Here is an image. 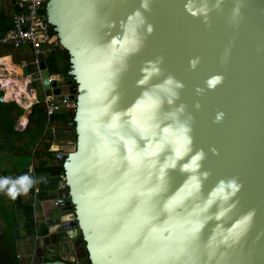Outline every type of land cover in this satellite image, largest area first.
<instances>
[{"label": "water", "instance_id": "obj_1", "mask_svg": "<svg viewBox=\"0 0 264 264\" xmlns=\"http://www.w3.org/2000/svg\"><path fill=\"white\" fill-rule=\"evenodd\" d=\"M44 6L76 136L49 234L89 264H264V0Z\"/></svg>", "mask_w": 264, "mask_h": 264}, {"label": "trees", "instance_id": "obj_2", "mask_svg": "<svg viewBox=\"0 0 264 264\" xmlns=\"http://www.w3.org/2000/svg\"><path fill=\"white\" fill-rule=\"evenodd\" d=\"M19 0H0V39L13 26V17L19 13L17 2ZM45 6L42 15L45 14ZM49 34L55 37L53 27L49 26ZM55 45V43H54ZM55 50L49 51L41 59L50 76H60L70 79L67 76L69 70V56L67 51L60 50L57 44ZM11 56L14 65H24L28 74L32 76L33 88L41 84L37 79V70L34 64V51L30 45L14 47L11 42H0V58ZM36 79V80H35ZM41 89V86H40ZM37 92V101L30 107L27 117V124L23 131H17L15 124L18 118L24 115V110L14 102H0V177H18L25 173H31L28 167L32 165L34 177H43V182L34 186L26 195L11 200L3 193H0V264H20L16 258V246L20 240L19 231L22 236L32 234L33 216L32 202L35 187H38V201H47L54 198L58 190L59 182L63 180V161L56 160L57 152L63 153L58 148L61 142V128L68 125L73 137L72 144L75 150L76 136L74 133L73 115L68 110H63L47 117L46 105L44 103V91ZM4 93L0 90V98ZM56 124L61 127H56ZM61 132V134H60ZM70 137V139H71ZM73 150V151H74ZM72 152V151H70ZM69 153H63L64 156ZM20 215V216H19ZM47 231L42 232L45 236ZM85 256L86 250L82 248ZM53 260H60L59 257ZM50 261V260H48ZM47 262V261H45Z\"/></svg>", "mask_w": 264, "mask_h": 264}, {"label": "built area", "instance_id": "obj_3", "mask_svg": "<svg viewBox=\"0 0 264 264\" xmlns=\"http://www.w3.org/2000/svg\"><path fill=\"white\" fill-rule=\"evenodd\" d=\"M47 0H19L17 7L19 13L13 18V26L6 33V35L0 40L1 43L11 42L14 47L22 45H30L34 51V64L37 70V78H40V63L41 56L44 48L47 51L55 50V37H51L49 34V25L46 23L44 14L42 15V9ZM30 77V76H28ZM49 81H52L55 76L49 75ZM28 85L31 86V79L27 80ZM32 90V89H31ZM47 110L48 119L58 111L67 110V102L63 96L59 99V104L54 101L52 97H46L44 101ZM25 125H21L19 129H24ZM21 131V130H20ZM29 171L33 173L32 166L28 167ZM39 193L38 187H35L33 197L35 198ZM33 210L35 206L33 205ZM39 232L37 231L34 235V250L33 256L35 255L37 246L39 244ZM31 257V261L33 259Z\"/></svg>", "mask_w": 264, "mask_h": 264}, {"label": "rangeland", "instance_id": "obj_4", "mask_svg": "<svg viewBox=\"0 0 264 264\" xmlns=\"http://www.w3.org/2000/svg\"><path fill=\"white\" fill-rule=\"evenodd\" d=\"M55 45H56V47H57V42H55ZM22 73V72H21ZM6 74V73H5ZM7 75V74H6ZM5 76V75H4ZM30 77H27L26 78V80H30L31 79V82H32V80H33V78H32V76L31 75H29ZM20 77H21V75H20ZM56 78H58V77H56ZM24 80H25V78H23ZM36 79L40 82V79H38L37 77H36ZM35 79V80H36ZM68 79H65V81H67ZM31 84V83H30ZM37 84V86L36 87H34V89H33V86H32V84H31V86L29 85V88L30 89H33V90H35V92H36V94H37V92H39V93H42V91H41V89L43 90V88H42V86H41V84L39 85L38 83H36ZM40 86H41V89H40ZM28 88V89H29ZM66 90L67 89H65L64 87L62 88V91H64V92H66ZM63 92V93H64ZM47 96H44V101H45V98H46ZM38 98L36 97V100H37ZM60 99V98H59ZM6 101V100H5ZM10 101V100H9ZM54 101L57 103V104H59V101H57V100H55L54 99ZM16 105H18L20 108H22V109H24V107H23V105L22 104H18L16 101L14 102ZM25 110V109H24ZM26 111V110H25ZM26 112H29V110L28 111H26ZM26 112H24V114H26ZM58 112H62V111H58ZM57 112V113H58ZM56 127H61V126H58L57 124H56ZM61 128H64V129H68V130H66V132L65 131H62V134H61V132H60V134H61V142H58V148H60V149H63V153H65V152H70V151H73L74 150V147H73V144L71 143L72 142V139H73V137H71V135H70V132H71V129L68 127V125H64L63 127H61ZM16 130H22V129H18V127H16L15 128ZM70 137H71V139H70ZM58 153V152H57ZM61 153V152H60ZM30 166H32V165H30ZM29 170V169H28ZM32 173V172H31ZM58 191V190H57ZM57 191H55V193H54V198H56V196H57ZM39 198V197H38ZM39 199H37V201H36V203H37V209H36V213H34V216L35 217H37V220L38 221H41V222H43V220H44V216H43V213L44 214H46V213H48L49 214V216H51V215H54L58 210H59V208H56V207H54L53 206V203H54V200L53 199H51V200H48V201H38ZM20 216V215H19ZM38 225V224H37ZM19 236H20V242H21V240H22V238H24L22 235H21V232L19 231ZM44 239H45V237H42L41 235H39V248L40 249H45V246H44ZM31 246V245H30ZM49 248V247H48ZM50 249H53L56 253V255H58V257H60L62 260H64V261H67V262H70V263H72V264H87L86 263V260H85V256L82 254V250L80 249V247L78 246V247H76L75 245H74V243L73 242H71V241H67L66 242V244L64 245V246H54V247H51ZM26 248H24V246L22 245H20L19 243H18V246H16V250H15V252H20V254L22 255V257L23 258H26L25 257V255H26Z\"/></svg>", "mask_w": 264, "mask_h": 264}, {"label": "crops", "instance_id": "obj_5", "mask_svg": "<svg viewBox=\"0 0 264 264\" xmlns=\"http://www.w3.org/2000/svg\"><path fill=\"white\" fill-rule=\"evenodd\" d=\"M20 12V11H19ZM16 15V14H15ZM14 15V16H15ZM14 18V17H13ZM13 22V21H12ZM11 29V28H10ZM9 29V30H10ZM7 33V32H6ZM6 35V34H5ZM4 35V36H5ZM3 36V37H4ZM2 37V38H3ZM1 38V39H2ZM0 39V40H1ZM33 50V49H32ZM48 50V49H47ZM45 48H44V51H43V53H42V56H41V58L40 59H42L43 57H44V55H46L49 51H47ZM9 60V62L11 63V64H5V63H0V80H6V79H8V80H20V79H23V78H21L19 75H17L15 72H17V71H19L20 70V75H22V73H21V69H22V67H25L24 65H22V66H17V65H14L13 64V62H12V57L11 56H6V57H2V58H0V61L1 60ZM5 64V65H4ZM13 68H12V67ZM13 69V70H12ZM7 75H6V74ZM5 75V76H4ZM10 76V77H9ZM27 88H29V86H27ZM29 90V92H34L33 91V89L31 90L30 88L28 89ZM5 94H6V91H5ZM5 94H4V96H5ZM34 98H35V93H34ZM33 103H34V101H33ZM28 110H30V108H28L26 111H28ZM26 113H28V112H26ZM37 199H38V196H36L35 198L33 197V202H32V208H33V205L35 206V210L37 209V203H36V201H37ZM35 210H32V216H33V227H32V234L31 235H29V236H23L24 238H22V240H21V242L19 241V242H17V243H19L21 246L23 245L24 246V248H26V255H25V257L26 258H23L22 257V255L20 254V252H16L17 254H16V258H17V260L19 261V263L20 264H28V260H29V258H31L32 256H33V250H34V235H35V233L37 232V231H39L40 233H41V235H42V232L43 231H47V233H46V235L45 236H47V234H48V227L45 225V221L47 220V219H49V214L48 213H46V214H44L43 213V216H44V220H43V222H41V221H38L37 220V217H35V219L37 220H35L34 219V213H35ZM38 222V223H37ZM38 224V225H37ZM45 244V243H44ZM31 245V246H30ZM49 248H51V247H49ZM31 260V259H30Z\"/></svg>", "mask_w": 264, "mask_h": 264}, {"label": "clouds", "instance_id": "obj_6", "mask_svg": "<svg viewBox=\"0 0 264 264\" xmlns=\"http://www.w3.org/2000/svg\"><path fill=\"white\" fill-rule=\"evenodd\" d=\"M55 78H56V76H55ZM0 90L5 94V91L2 89V85L1 84H0ZM33 91L35 93V101H34V103H35L37 101L36 100V92H35V90H33ZM1 98L4 100V95ZM8 102H15V101H13V100H10V101H5L4 100L3 101V103H8ZM24 109L27 110L26 108H24ZM25 110H24V112H26ZM29 112H30V110H29ZM26 124H27V120H26ZM19 125H20L19 126V128H20L22 124L20 123ZM23 130H21V131H23ZM17 131H20V130H17ZM41 182H43V177H39V178L38 177H34V176L31 175V173H25V174H22V175H20L18 177H12V176L0 177V193H3L9 199L14 201L18 197L26 195L34 186L40 184ZM53 200H54L53 206L57 208L59 206L57 196ZM35 213H36V210H35ZM34 219H35V216H34ZM39 234L41 235L40 232H39ZM42 237H46V236H42Z\"/></svg>", "mask_w": 264, "mask_h": 264}, {"label": "bare ground", "instance_id": "obj_7", "mask_svg": "<svg viewBox=\"0 0 264 264\" xmlns=\"http://www.w3.org/2000/svg\"><path fill=\"white\" fill-rule=\"evenodd\" d=\"M2 62L5 64H8V65L11 64L9 62V60H7V59L0 61V63H2ZM15 73L20 76V70L15 72ZM0 84L2 85V89L4 91H6V94L4 96V100H6V101H9V100L16 101L19 105L22 104L23 107L26 109L31 107V105L33 104V101H35L34 92H29V90L27 88V86H29V85H28V82L26 79L25 80L20 79L18 81L17 80H8V79L0 80ZM52 98L59 101V98H57V97L52 96ZM67 110L69 111L70 108L67 107ZM20 123L22 125H24L26 123L25 118H21Z\"/></svg>", "mask_w": 264, "mask_h": 264}, {"label": "flooded vegetation", "instance_id": "obj_8", "mask_svg": "<svg viewBox=\"0 0 264 264\" xmlns=\"http://www.w3.org/2000/svg\"><path fill=\"white\" fill-rule=\"evenodd\" d=\"M56 40V39H55ZM65 80H63L62 82H59L58 83V87L62 90V88L64 87L65 89H67L63 82ZM64 92V91H62ZM61 97V96H60ZM60 97H57V98H60ZM53 215H51V217L49 218H52ZM46 241V244H44L45 246V249H40L38 246H37V249H36V252H35V255L33 256V259L32 261L30 260L31 258H29L28 260V264H40L38 262V253L41 252L42 253V263H45V261H48V260H53L54 258L58 257V255H56L55 251L53 249H50L48 247H54V246H64L66 244L67 241H71L69 240V237L67 235V233L63 230V231H58V232H54L52 234H47V236L45 237L44 239V242ZM72 242V241H71ZM40 243V242H39ZM75 244V243H74ZM79 246V245H78ZM77 246V247H78ZM80 249L82 250L83 247L79 246ZM60 258V257H59ZM61 259V258H60Z\"/></svg>", "mask_w": 264, "mask_h": 264}]
</instances>
